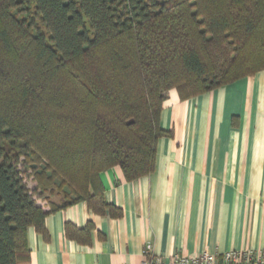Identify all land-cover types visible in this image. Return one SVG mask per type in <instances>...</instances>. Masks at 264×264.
Here are the masks:
<instances>
[{
  "label": "trees",
  "instance_id": "1",
  "mask_svg": "<svg viewBox=\"0 0 264 264\" xmlns=\"http://www.w3.org/2000/svg\"><path fill=\"white\" fill-rule=\"evenodd\" d=\"M262 71L264 0H0V264H31L29 229L74 205L122 217L100 174L154 171L171 91Z\"/></svg>",
  "mask_w": 264,
  "mask_h": 264
},
{
  "label": "crops",
  "instance_id": "2",
  "mask_svg": "<svg viewBox=\"0 0 264 264\" xmlns=\"http://www.w3.org/2000/svg\"><path fill=\"white\" fill-rule=\"evenodd\" d=\"M154 171L128 182L119 167L100 174L122 217L80 203L28 231L31 264H142L162 258L264 247V71L182 101L170 92L160 118ZM94 225L91 243L68 240L65 225Z\"/></svg>",
  "mask_w": 264,
  "mask_h": 264
},
{
  "label": "built area",
  "instance_id": "3",
  "mask_svg": "<svg viewBox=\"0 0 264 264\" xmlns=\"http://www.w3.org/2000/svg\"><path fill=\"white\" fill-rule=\"evenodd\" d=\"M142 264H264V247L258 251H228L222 254L202 252L194 256L174 255L162 258L152 253V247L144 249Z\"/></svg>",
  "mask_w": 264,
  "mask_h": 264
},
{
  "label": "rangeland",
  "instance_id": "4",
  "mask_svg": "<svg viewBox=\"0 0 264 264\" xmlns=\"http://www.w3.org/2000/svg\"><path fill=\"white\" fill-rule=\"evenodd\" d=\"M55 200L58 201V198H56Z\"/></svg>",
  "mask_w": 264,
  "mask_h": 264
}]
</instances>
